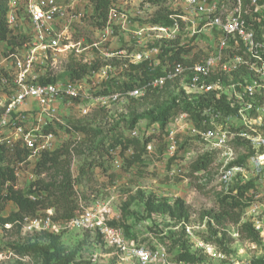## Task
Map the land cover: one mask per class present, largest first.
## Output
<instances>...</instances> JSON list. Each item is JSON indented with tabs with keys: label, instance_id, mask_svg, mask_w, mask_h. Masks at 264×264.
Instances as JSON below:
<instances>
[{
	"label": "built area",
	"instance_id": "2783aa9c",
	"mask_svg": "<svg viewBox=\"0 0 264 264\" xmlns=\"http://www.w3.org/2000/svg\"><path fill=\"white\" fill-rule=\"evenodd\" d=\"M21 1H11L8 22L16 29L26 16L32 32L23 46L15 51L8 49L0 59V83L7 87L12 84L8 87L9 102L0 101L3 107L0 144L11 151L16 146L27 148L30 153L26 162L34 164L43 151L55 149L53 134L41 125L45 115H53L59 100L67 98L73 103L90 98L81 80L42 83L32 75L35 66L44 63L49 54L71 50L77 54L97 52L104 60L120 59L117 66L109 63L94 71L90 75L94 78L105 79L110 74L121 78L131 64L143 61L149 62L151 71L160 70L141 88L96 96L98 102L137 98L148 88H164L168 84L175 92L184 91L189 99L212 94L215 100H226L229 108L213 104L200 109L199 126L187 112L173 118L171 123L175 128H167L165 133L166 152L170 156L179 150L177 132L182 126L190 129L199 141L219 151L226 163L236 158L234 145L239 140H248L253 148L264 147V136L254 126L258 114L264 112V0H132L139 2L132 12L114 0L105 25L99 29L98 40L90 44L70 41L68 32L69 23L85 15L76 6L89 0H26L22 10ZM160 6L167 9L169 25L139 23L146 9L154 10L151 18ZM117 35H122L124 42L115 48L110 42ZM162 45L187 51L181 60L163 62ZM29 102L36 106L27 109ZM24 111L36 112L38 124L29 127L21 118ZM155 125L159 130V124ZM131 136L140 137L136 130ZM153 146L152 142L147 144L148 153L155 150ZM121 151V146L111 149L117 167L122 163ZM24 163L16 168L18 178ZM243 170L241 166L227 168L222 181L227 184ZM98 204L81 205L66 221L56 220L53 209H48L43 214L24 217L22 224L32 232L60 234L74 228L99 232L116 264H175L162 243L138 242L128 237L121 226L110 225L106 208ZM215 256L223 257V254Z\"/></svg>",
	"mask_w": 264,
	"mask_h": 264
},
{
	"label": "rangeland",
	"instance_id": "374dc122",
	"mask_svg": "<svg viewBox=\"0 0 264 264\" xmlns=\"http://www.w3.org/2000/svg\"><path fill=\"white\" fill-rule=\"evenodd\" d=\"M119 3L131 11L139 2L119 0ZM89 6L90 0L76 6V10L85 15L69 23L70 41L80 40L90 44L98 40L100 30L92 22L91 17L86 15ZM153 11L146 9L144 19H139V23L148 22ZM19 29L26 35L32 32L26 16L20 21ZM122 42L123 36L117 35L110 43L116 48L122 46L120 45ZM7 50V46L0 42V59ZM99 58H101L99 53L89 51L82 54H77L73 50L56 55L49 54L44 63L35 66L32 75L38 80L43 77L57 78L65 72L73 59L87 63ZM110 75L105 79L93 76L81 79L83 89L90 94V98L76 100L73 103L67 98L59 100L52 112L53 115H45L44 123L41 125L45 127L46 132L53 134L55 150L66 147L71 151L70 171L73 180L76 181L74 189L80 206L88 207L99 203L101 208H106L109 222H115L122 227L128 226L129 236L138 242L162 243L177 264H250L254 259L264 257V147L250 148L237 143L234 145L236 158L226 163L219 151L199 141L190 129L182 126L178 129L177 138L179 144L185 146L184 149H179L175 156L178 158L173 159L174 156L166 152L165 130H158L150 119H141L134 129L130 126L133 119L131 111L137 109L138 113H143L150 105L134 104L126 98H121L117 102L97 101L94 92L109 84L111 80H116L118 76ZM69 81H71L69 78L62 77L56 82ZM7 85L10 88L12 84ZM8 87L0 83V101L3 103L9 102ZM159 91L161 103L173 95L170 88ZM34 106H36L34 103L29 102L26 108ZM21 118L29 127L38 124L36 112L24 111ZM254 126L257 132L264 136V112L258 114ZM167 128L175 127L171 123ZM133 130H136L141 138L146 134L153 136L151 142L155 150L145 153L140 148L142 160L132 166L128 165L127 160L132 157L134 149L131 148L132 151L127 150L124 154L120 152L122 163L117 167L114 164L115 156L111 153L110 147L107 149V143L113 140L111 138L113 135L129 139ZM101 144L106 148H101ZM94 152L97 155L103 154V158L97 157L95 163L92 159ZM206 154L213 156L209 168L195 171L192 164ZM247 154V161L244 165H239L238 159ZM181 155H184V159L179 158ZM92 160L94 161L90 164ZM235 166H241L244 170L238 171L227 184L224 183L222 173L227 168ZM32 167L33 164L30 162L21 167V175L16 183L17 189L26 191L36 180L47 183L62 178L55 170L37 175ZM83 167L85 172L81 173ZM252 179L256 185L255 189L249 191L253 200L243 209L236 211V215L216 220L215 216L222 209L220 197L234 193L232 190L237 184ZM150 195L167 199L171 203L181 198L184 201L187 218L179 220L161 213L149 215L145 210V201ZM16 211L11 202L6 203L3 208L0 207V216L8 218ZM245 223H250L259 233L257 241H253L247 232L241 230ZM53 240H57L66 254L73 257L72 264H111L114 260L109 257L110 249L101 242L96 232L78 228L66 229L54 239L47 232L24 229L22 220L17 219L12 223H0V264H42L41 258L35 257L32 253L19 252L11 245L48 246ZM174 240H177L176 244ZM183 242L189 251L200 259L199 262L177 261V255L182 252L180 244ZM215 254H223V257Z\"/></svg>",
	"mask_w": 264,
	"mask_h": 264
},
{
	"label": "trees",
	"instance_id": "16d2710c",
	"mask_svg": "<svg viewBox=\"0 0 264 264\" xmlns=\"http://www.w3.org/2000/svg\"><path fill=\"white\" fill-rule=\"evenodd\" d=\"M12 0H0V42L4 43L8 49L15 51L17 48L23 46L30 38V34L26 35L21 32L19 27L12 28L8 22V12L10 9V3ZM26 0H22L19 5V9L24 8ZM91 5L89 6L86 15L91 17L92 22L101 29L107 19L109 8L114 0H90ZM22 17V14H21ZM152 24L169 25L170 20L167 17V9L160 6L158 10L148 20ZM161 57L163 62H173L175 60H181L183 52L187 50L182 47H168L162 45ZM119 65L120 59L115 58L113 60H104L99 58L91 63H84L78 60H72L64 73L60 74L57 78H41L39 79L42 83L56 82L58 78L67 77L70 80H81L87 76H90L94 71H99L102 67L107 64ZM148 61H143L138 64H131L126 70L122 72L121 78L111 80L109 84H105L102 88L94 92V96L108 95L112 92H127L135 88H141L146 82L154 78L160 73V70L155 69L151 71L148 66ZM164 88H170L173 91V95L170 99L164 103L159 102V94L163 88H148L144 95L137 98H128L134 104L140 103L141 105H150L148 110L143 113H138L137 109L131 111L133 119L130 123L132 129L135 128L136 124L141 119H150L153 124H159L162 131L171 123L173 118L177 115L187 112L192 115L195 125L199 126L201 116L199 113L200 109L206 106L215 104L224 108H229L226 100L220 98L215 100L212 94L207 96H199L198 98L189 99L184 91L175 92V89L168 84ZM3 113V107H0V118ZM134 127V128H133ZM159 129V130H160ZM113 140L107 143L108 147L115 148L121 146V153L123 154L127 149L132 148L133 154L129 158L128 165L132 166L137 162H141L142 153L140 148L147 151V144L152 141L153 136L134 137L131 136L129 139H122L120 136H112ZM239 144L247 145L251 148L248 140L243 139L238 141ZM101 144L100 147H104ZM185 144L179 145V149H184ZM139 149V150H138ZM179 152V150H178ZM178 152L174 155L173 159ZM29 150L25 147L16 146L11 151L6 145L0 144V207L3 208L6 203H12L17 211L12 213L8 218H2L0 216V223H12L14 221L22 220L26 216H35L38 214L45 213L48 209H53L54 218L59 221H66L72 218L76 211L79 209L80 204L78 202L77 192L74 189L76 182L73 180L72 173L70 171L71 164V151L66 147H61L57 150H45L41 153L40 157L34 162L33 169L37 175L43 174L55 170L62 175L60 180L54 179L52 182L44 183L43 180H36L32 182L30 188L26 191L16 188L18 176L16 175V168L21 162L27 163L26 159L29 156ZM97 157L103 158V154H95L92 159H98ZM184 155L179 156L183 158ZM184 159V158H183ZM212 154H206L196 160L192 165L195 171L207 170L212 163ZM248 154L243 155L238 159L239 165H244L247 161ZM90 164L93 163V161ZM96 160L94 161V163ZM24 163V164H25ZM102 163V162H100ZM104 163V162H103ZM85 167L81 168V173L85 172ZM255 181L249 180L244 183L237 184L232 191V194H224L220 197L222 209L215 216L216 220H222L226 216L236 215V211L243 209L251 200L253 196L249 194V191L255 189ZM31 194H36V199L31 198ZM145 210L151 215L152 213L168 214L172 218L181 220L183 217L187 218V211L184 205V201L181 198H177L173 203L169 202L164 198H156L152 195L148 196L145 201ZM110 225L119 226L115 222H109ZM122 227V226H121ZM125 234L130 237L128 226H123ZM241 230L247 232L249 238L253 241L259 239V233L252 227L250 223H245ZM51 234V237L56 239L60 234L52 233L49 231H43ZM101 242H104L99 232H96ZM131 238V237H130ZM105 243V242H104ZM177 243V240H174ZM19 252L32 253L35 257L42 259V264H72L73 257L66 254L65 250L58 244L57 240L46 246H38L37 244H28L25 246H15ZM182 252L177 255V261H186L189 263L199 262L200 259L192 254L186 243L180 244ZM174 261V260H173ZM175 262V261H174ZM111 264H116L115 259ZM175 264H177L175 262ZM250 264H264V257L260 259H254Z\"/></svg>",
	"mask_w": 264,
	"mask_h": 264
}]
</instances>
